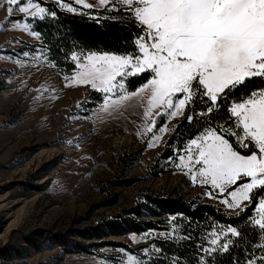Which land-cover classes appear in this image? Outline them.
<instances>
[{
	"label": "rangeland",
	"instance_id": "1",
	"mask_svg": "<svg viewBox=\"0 0 264 264\" xmlns=\"http://www.w3.org/2000/svg\"><path fill=\"white\" fill-rule=\"evenodd\" d=\"M45 1L67 11L57 0ZM6 7L0 8V25H4L0 27V199L4 198L0 200V250H16L20 255L0 256V264H128V256L139 260L140 255L151 256L156 251L153 239L166 236L170 230L105 237L102 240L121 245H106L89 253H66L55 238L58 235L69 246L97 241L83 238L80 232L142 203L144 193L197 198L227 214L241 210L228 208L211 185H201L199 177L193 183L186 169L175 166L180 155L187 156L184 149L176 162L165 160L155 167L164 140L181 113L174 118L164 115L161 126L167 124L169 131L148 132L156 113L175 109H156L151 119L144 116L146 104L105 111L106 97H110V104L131 93L119 86L110 93L101 91L105 96L96 107L77 112L85 96L100 91L91 84L73 81L80 71L77 65L87 63L85 57L95 52L74 53L72 57H79L74 60L76 69L71 76L62 77L47 59L40 39L13 27ZM123 78L117 76L114 83H123ZM154 133L161 139L150 147ZM123 137L130 142L119 143ZM131 180L130 185L123 183ZM247 203L242 202V207ZM3 205L11 206V211ZM20 210L17 226L5 235ZM143 218L151 217L144 212ZM253 218H259L256 210Z\"/></svg>",
	"mask_w": 264,
	"mask_h": 264
},
{
	"label": "snow or ice",
	"instance_id": "2",
	"mask_svg": "<svg viewBox=\"0 0 264 264\" xmlns=\"http://www.w3.org/2000/svg\"><path fill=\"white\" fill-rule=\"evenodd\" d=\"M57 3L72 13L78 12L72 4L86 9L123 10L141 28L142 34L135 41L137 54L91 53L85 57L87 63L77 65L80 71L73 78L74 83L91 84L93 89L104 93L112 92L117 86L123 89L122 82L114 83L117 76L148 74L147 82L138 91L121 95L110 104V97H106L105 111L109 107L118 112L133 103L146 104L145 118L151 119L154 110L161 107L175 110L157 115L174 118L195 98L207 105L205 111L195 113V117H203L213 112L218 114V102L229 103L230 125L205 126L200 135L185 145L187 156L180 155L175 166L186 169L185 174L190 175L193 183L199 177L201 185H211L228 208L244 210L252 205L253 190L264 192V0H95L94 3L57 0ZM5 4L13 27L37 38L40 33L33 30L28 18L43 20L46 15H56L49 13L38 0H4L0 8ZM17 13L22 15L13 21L11 18ZM72 58L79 59L75 55ZM257 79L261 84L245 91ZM232 96L236 99L230 100ZM189 110L194 111L191 107ZM195 117L186 118L193 123ZM154 127L156 123L152 120L146 131L152 132ZM157 131H169L167 124ZM160 139L154 133L149 146ZM238 149L247 150V154ZM207 195L217 198L211 192ZM256 199L259 218H253V223L264 231V194ZM244 201L248 204L242 207ZM227 231L241 235L236 228L229 227ZM212 236L216 238L211 244L217 245L218 234L213 232ZM231 243V240L221 242L218 248L205 251L227 252ZM259 247L264 250V243ZM127 261L144 264L135 256H128ZM258 262L264 264V255H253L245 264Z\"/></svg>",
	"mask_w": 264,
	"mask_h": 264
},
{
	"label": "trees",
	"instance_id": "3",
	"mask_svg": "<svg viewBox=\"0 0 264 264\" xmlns=\"http://www.w3.org/2000/svg\"><path fill=\"white\" fill-rule=\"evenodd\" d=\"M63 1L69 3V0ZM38 2L48 9L49 13L55 12L56 15H46L43 20L39 18L33 20L29 17L28 22L31 23L34 31L40 33V46L62 77L71 76L76 69L72 58L74 53L106 52L116 55H135L139 52L135 41L142 34L141 28L133 22L130 14L123 10L115 12L104 8L86 9L72 4L73 7L78 8L77 13H72L60 9L52 1L38 0ZM17 18L19 16L12 19ZM29 47L33 49L34 46ZM148 78L147 73L126 76L123 78L124 90L133 92L144 85ZM260 84L261 81L257 79L255 84L249 83L245 91ZM104 96L101 91H91L80 101L77 112L84 108L96 107L102 103ZM204 99L207 100L206 97ZM235 99V96L230 97V100ZM218 103L220 105L218 114L213 112L203 117H195V113L205 111L207 105L195 98L190 106L182 110L180 118L164 140L155 167L165 160L176 162L189 140L200 135L205 126L230 125L231 121L227 113L229 103ZM189 107L194 111H190ZM188 115H193L195 122L189 123L186 118ZM164 121V115H157L156 127L153 130H157ZM205 121H210V124L206 125ZM238 150L247 154V150ZM132 182L133 180L123 183L130 185ZM253 193L255 194L253 204L234 214H227L216 205L201 202L197 198L187 200L175 193L165 195L144 193L142 203L123 210L118 216L101 225L91 226L80 232L83 238L98 239L97 241H91L88 245L74 243L69 246L65 240H60L58 235L55 238L59 240L66 253H89L91 249L106 245H121L110 240H102L105 237L166 229L170 230L166 236L157 237L152 241L155 253L151 256L140 255L144 264H245L253 255L257 257L264 255V250L259 247L264 243L262 240L264 231L253 223L255 205L258 203L256 197L264 192L254 189ZM144 212H147L151 218L144 219ZM229 227L236 228L241 235H232L227 231ZM213 232L219 236L217 245L211 244L212 239L216 238L212 236ZM228 240L232 243L229 244L227 252L205 251L213 247L218 248L219 243H227ZM26 241L33 244L28 238ZM15 251L12 250L11 253L9 249L0 250V256L13 257L19 254Z\"/></svg>",
	"mask_w": 264,
	"mask_h": 264
},
{
	"label": "bare ground",
	"instance_id": "4",
	"mask_svg": "<svg viewBox=\"0 0 264 264\" xmlns=\"http://www.w3.org/2000/svg\"><path fill=\"white\" fill-rule=\"evenodd\" d=\"M124 141L130 142V140H129V139L126 140L125 137H123V138H119V139H118V142H119V143H122V142H124ZM3 199H4V198H1L0 200H3ZM4 207H5V209H8V211H11V206L3 205L2 208H4ZM21 215H22V210L19 211V213L17 214L16 219L13 220V221L10 223V225L7 227V229H6V231H5V235H7V234L10 232V230H12L13 228H15V227L17 226V224H18V222H19V220H20V218H21ZM7 216H9V214H7Z\"/></svg>",
	"mask_w": 264,
	"mask_h": 264
},
{
	"label": "crops",
	"instance_id": "5",
	"mask_svg": "<svg viewBox=\"0 0 264 264\" xmlns=\"http://www.w3.org/2000/svg\"><path fill=\"white\" fill-rule=\"evenodd\" d=\"M6 14H7V13H6ZM6 14H5V15H6Z\"/></svg>",
	"mask_w": 264,
	"mask_h": 264
}]
</instances>
